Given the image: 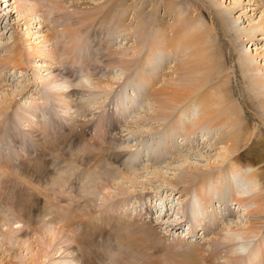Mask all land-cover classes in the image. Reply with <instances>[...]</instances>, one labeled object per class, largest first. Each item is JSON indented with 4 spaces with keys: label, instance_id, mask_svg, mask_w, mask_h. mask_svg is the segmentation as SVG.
Returning <instances> with one entry per match:
<instances>
[{
    "label": "rangeland",
    "instance_id": "374dc122",
    "mask_svg": "<svg viewBox=\"0 0 264 264\" xmlns=\"http://www.w3.org/2000/svg\"><path fill=\"white\" fill-rule=\"evenodd\" d=\"M184 28L210 62L192 75L202 79L198 92L203 98L220 92L224 108L238 110L252 129L249 141L261 151L264 88L253 85L251 74L264 84V0H0V264H81L71 259L79 252L76 243L62 246L67 232L55 214L42 216L46 199L55 197L60 208L71 198V204L93 200L84 221L97 230L94 239L104 245L109 264L135 256L171 264L166 253L174 243L209 251L222 230L247 226L244 193L236 186L246 172L230 180L224 171L206 204L199 194L207 172L220 176L227 165L218 156L220 129L191 128L193 99L175 109L191 108L182 119L171 114L160 121L156 111L154 91L184 73L177 70V59L189 51L180 41ZM246 58L256 68L250 73ZM153 64L158 67L148 72ZM55 93L68 96L58 99ZM186 125L193 131L184 132ZM41 165L47 166L44 176L33 172ZM184 176L195 179L169 183ZM27 191L40 201L32 213L15 202L25 196L31 204ZM196 198L209 213L205 221L216 217L206 232L186 207ZM139 224L164 236L158 251L141 247ZM255 236L257 241L260 233ZM220 250L214 264L229 259Z\"/></svg>",
    "mask_w": 264,
    "mask_h": 264
},
{
    "label": "bare ground",
    "instance_id": "6f19581e",
    "mask_svg": "<svg viewBox=\"0 0 264 264\" xmlns=\"http://www.w3.org/2000/svg\"><path fill=\"white\" fill-rule=\"evenodd\" d=\"M54 5L55 6L58 5L57 1L54 2ZM113 10H114L113 8L109 9V11H108L109 14H111L113 12ZM107 18H108V15L102 16L103 20H107ZM180 35H181L180 41L187 43V45H188L187 49L189 50L188 54H185L184 59H183V56H182L181 60L177 59V70L182 69V70H184V73H183V75H181L180 73L177 74V78H176L177 83H174L176 80V79H174V82L172 81L173 82L172 85L168 86L167 88H159V89L154 91V94H153V96L155 97L154 102H155V104H157L156 105V111L159 112V114H160L159 120L165 121L167 119V117L169 118V116L171 114H174V111L178 105L182 104L184 101H188V100L193 99V107H195V108L193 109V112H192V119H191L192 121L190 122V125L193 127H191V128H194L196 126L197 127H203V126L205 127L206 126L208 128L211 127V128L220 129V137L219 138H220V144L222 146L219 149L220 151H218V156H219V159H222L223 161H227V165L221 172H219L220 176L218 174H216L215 171L213 172L212 170H211V172L210 171L207 172L209 174L206 177H204L203 179H201L204 181L205 184H204V186H202L201 191H199V194L202 195V198L204 199L203 204H206V202H208L209 196L212 195V192H210V190L213 189L215 185H218V183H216V181L218 180V177L220 178V180H222L224 178V176H223L224 171H228L229 173L232 174L230 180L234 179L235 176H237L238 172H240V171L246 172L243 177H241L237 180L236 186H237V188L240 187V189L243 191V193H245V192L251 193V195L242 194L240 196V198H241L240 202L242 203L243 206L248 208L247 209V211H248L247 212V216H248L247 226L243 229L239 228V229L232 230V231L233 232H238V231L247 232V233H252L254 235H257L258 233H260V237L255 242V246L253 247L252 252L247 257H235L231 254L232 245L230 243L226 242V239H225V233L228 231L222 230L221 231L222 233H220V235L212 241L213 246H214L213 249H211L209 251L205 250L201 244H196L195 246L194 245L190 246L189 244H185V243H184L185 245H181L180 243H174L173 248L169 252L166 253V259L171 264H214L213 261L215 258L217 259L219 257V254L221 251L220 249L222 248V249H225L226 254L227 253L229 254V257H228L229 259L224 264H237L238 262L242 261L243 259L246 260V264H264L263 263V259H264V148H262L261 151H256L254 149V147L252 146V144H253L252 140L249 141V137L253 134L252 129L249 130L250 126L247 123L243 122L244 118H242L241 115L237 113V111H238L237 109H232L231 107L230 108H224L225 104L223 102H221L222 98H224V97L221 95L220 92L216 91V93L211 94L205 98H203L205 93H203L202 91L198 92V89H200V86H201L202 79L198 80L197 78H193L192 75L197 74L199 72V70L206 69V67H207L206 65H209L210 62L201 58V56L203 54L202 53L203 49L198 47V45L196 44V42L194 40H191V39L188 40L187 39L189 36L190 37L193 36L192 34L186 33V29L184 28L182 34H180ZM192 39H194V38H192ZM163 41H164V45H166L167 44L166 40H163ZM175 42H177V41H175ZM164 45H163V47H164ZM151 56H153V55H151ZM246 60H247V62L245 64V67L247 69V72L250 73L251 71H254L256 68H254V66L250 64V62L247 58H246ZM144 65H146L145 70H147V67L149 65L147 66V63ZM157 65L158 64L151 65L149 67L148 72L150 70L155 71V68L158 67ZM194 68H196V70ZM251 77H252V83H253V85H255V87L264 88V84L260 82L261 79L259 78V76L255 75V74H251ZM262 91L264 92V90H262ZM262 94L264 95V93H262ZM55 95H57L58 99H60V98H63L65 95L68 96V93H60V94L55 93V94H53V96H55ZM188 109H191V108L189 106H186L185 108H183V110H184L183 113L186 114ZM196 109H197V112L194 113V111ZM223 110L226 111L225 114H224ZM3 112H4V109L2 107H0V116H1V114H3ZM180 113L176 112L174 114V116L178 117V119H182L183 118L182 116H184V114L182 112H180ZM188 118H189V116H188ZM6 119H10V118L6 117ZM4 121H3V124H4ZM184 123H186V122H184ZM190 125H186L187 130L184 132L193 131V129H190ZM245 134H247V135H245ZM62 139H63V137H62ZM242 141L244 143H241ZM248 141H249V143H248ZM249 144H250V146H249ZM243 145H245L246 148H241ZM158 149L163 150V149H165V147L163 145H161ZM252 153L255 154V156H253ZM249 154H251V157L249 156ZM113 155H114V158L119 157L116 154H113ZM97 156H99V154H97L96 157ZM96 159L97 158H94L93 160H96ZM101 159H102V157H99L96 161H99ZM45 164H46V162H45ZM35 167L36 166H33V168H35ZM100 168H103V166H100ZM73 170L74 169L72 167L70 169V171L72 172ZM105 171L107 172V170H105ZM33 172H34V174L44 176V174L47 172V166L41 165L40 167H36L35 169H33ZM73 175H75V174H73ZM70 177H72V174H71V176L69 174L66 177H63L62 178V181H64L63 184L68 182ZM200 177H201V174H200L199 178ZM221 177H223V178H221ZM73 178H75V177H73ZM190 178L191 177L188 176V180H186L185 176L184 177H178L174 181L170 180L169 183L172 185H178L180 183H184L185 180H186V182H191V181L193 182V180L195 179V178H192V180H190ZM88 184H89V182H86L85 185H88ZM70 185L72 186V185H74V183L71 182ZM68 186H69V184H68ZM211 186H213V187H211ZM69 189H72V188H69ZM51 190H53V189H51ZM25 195H26L27 200H31L30 201L31 204L28 205L27 201L22 200V198H24L25 196H23V197H17L16 196L17 199L15 202H17L21 211L26 208V210H28L29 213H32V211L35 212L37 210V208H39L38 207V204H40L39 199L36 196H34L33 194L29 193L28 191L25 192ZM47 196H50V195H46L45 197L47 198ZM220 197H222V199L225 200L226 202L228 201L227 198H225L223 195ZM49 198H51V197H49ZM81 198H82V196L79 197V199H81ZM59 199H60L59 197H55V198H53V200L46 199L48 203L46 202L47 206H45L46 208H44L42 216H45V215L46 216H48V215L54 216V214H55L54 217L62 225L61 230L64 229V230H66L67 233L70 230H72V232L75 230H79L78 233H76L72 237H69V235L67 233L65 235H61V237H60L63 247L65 245L68 246V244H70L72 241L77 244L79 252L77 255H75L71 259L72 260L76 259L75 263L81 262V264H109V261H111V257L109 256L108 259L104 257V255H107L106 254L107 250L105 252L104 248L101 249L102 247H104V245L98 244L99 241L97 242V240L94 239V236H97V234H98L97 230H94L93 226L86 224V222L84 221L85 219L89 218L88 217L89 213L87 212V207L90 208V206H91L90 203L93 202V200H91L89 198H86V199L83 198L84 200H82L80 203H78L79 201L76 200L77 201L76 203L71 204V202L74 201L73 200L74 198L73 199L71 198V199H68L67 202L65 200L67 207L60 208V206L56 205V203ZM49 202H51V203H49ZM34 206H37V208L34 209L33 208ZM190 206H191V208H189L188 213L193 214L194 220H192V221H195V223H193V224H196V226L197 225L202 226V229L204 230V232L213 229L215 222H216L215 214H213V216L209 217V219L207 221H205L209 213L206 211L204 212L202 210V208L200 207V202H199L198 198L192 200L190 204H186V207H190ZM183 208L186 211L185 207H183ZM54 217L52 219H54ZM74 220H76V221H74ZM89 221H91V220H89ZM127 225H129V224H127ZM139 225H137L135 227L136 228L135 233L137 232L136 233L137 238H138L140 244L142 245L141 247H145V249H147V248L155 249L156 248V251H158L159 248H157V247L160 244H163L160 241V239L164 236L159 235L157 231H152L151 228L147 225L146 226L141 225V224H139ZM192 226H195V225H192ZM192 226L190 227L191 232H193V230H194V227H192ZM70 227H71V229H70ZM95 229H97V228H95ZM103 229H104V227H103ZM100 231H102V230H99V233H100ZM58 233H60V232L55 231L53 236L56 237L58 235ZM101 234H103V233H101ZM106 235H108V234H106ZM97 237L99 238V236H97ZM104 238L106 239L107 237H104ZM109 244H111V242H109ZM107 249H109V248H107ZM128 249H129V247H128ZM130 250H129L130 252L133 251L132 248ZM140 250H141V248H140ZM129 251H127V252H129ZM164 251H166V250H164ZM160 252H162V251H159V253ZM155 253L156 252H154L153 254H155ZM117 254L119 256L121 254V252H119ZM128 256H130V255L128 254ZM135 257L136 258L132 261L131 260L129 261V258H128V260L126 262H124V264H156L154 262H151V259L140 261V259H139L140 257L139 258H137V256H135ZM224 257H226V255H224ZM121 262L122 261H119V258H118V260L115 261V264H121Z\"/></svg>",
    "mask_w": 264,
    "mask_h": 264
},
{
    "label": "clouds",
    "instance_id": "9594fccd",
    "mask_svg": "<svg viewBox=\"0 0 264 264\" xmlns=\"http://www.w3.org/2000/svg\"><path fill=\"white\" fill-rule=\"evenodd\" d=\"M238 195H240L239 192ZM244 195H251V193H244ZM225 239L232 245L233 256L247 257L252 252L257 237L252 233L228 231L225 233Z\"/></svg>",
    "mask_w": 264,
    "mask_h": 264
}]
</instances>
